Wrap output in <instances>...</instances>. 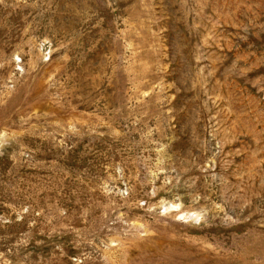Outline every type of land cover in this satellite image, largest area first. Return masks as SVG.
I'll return each instance as SVG.
<instances>
[{"label": "rangeland", "instance_id": "374dc122", "mask_svg": "<svg viewBox=\"0 0 264 264\" xmlns=\"http://www.w3.org/2000/svg\"><path fill=\"white\" fill-rule=\"evenodd\" d=\"M0 264H264V0H0Z\"/></svg>", "mask_w": 264, "mask_h": 264}]
</instances>
